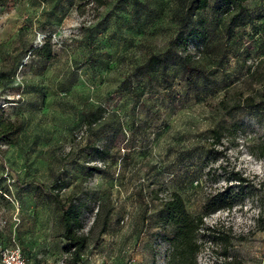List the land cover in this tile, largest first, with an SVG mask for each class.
Listing matches in <instances>:
<instances>
[{"label": "rangeland", "instance_id": "rangeland-1", "mask_svg": "<svg viewBox=\"0 0 264 264\" xmlns=\"http://www.w3.org/2000/svg\"><path fill=\"white\" fill-rule=\"evenodd\" d=\"M188 1L0 6V116L20 125L14 144L0 143V264H167V194L196 215L224 188L237 204L203 219L224 242L199 238L195 263L264 264V0L243 2V21L217 0L187 14ZM200 23L203 44L176 45ZM149 56L164 70L146 81ZM184 58L199 72L191 82ZM58 188L60 204L82 208L77 263L44 195Z\"/></svg>", "mask_w": 264, "mask_h": 264}, {"label": "trees", "instance_id": "trees-1", "mask_svg": "<svg viewBox=\"0 0 264 264\" xmlns=\"http://www.w3.org/2000/svg\"><path fill=\"white\" fill-rule=\"evenodd\" d=\"M8 1L9 0H0V6L6 4ZM244 1L245 0H217L223 11L229 13L236 10V13L232 14L229 20L240 19V21H243L244 14L242 13L243 9L241 5ZM91 2L101 5L103 0H91ZM208 6L209 0H189L185 12L187 14L203 12ZM205 41L206 33L201 23L200 28H189L185 34H179L174 40L176 45H180L183 49H185L189 43L198 42L201 45ZM181 69L187 76V82L192 81V75L199 74L198 70L192 68L185 58L181 60ZM163 70V61L155 56H149L146 64L139 70V75L145 77L146 81H149L151 74ZM241 104L245 109L256 107V104H253V100L250 97L243 99ZM100 112H102V109L97 111V116L92 113L85 115L84 123L90 125L96 122L101 115ZM19 130V123H15L14 121L0 116V143L6 145L14 144V137ZM212 136L215 139L219 137L216 131H212ZM262 149H264V142L261 144L260 150ZM92 170L95 171V168ZM235 179L236 181H242L239 177ZM59 189L60 188L57 190L54 189L55 193L53 195L44 194L43 191H41V193L59 206V221L62 228L61 239L64 241L62 252L68 255L74 263H77L79 261V255L85 247V238L79 234L82 229V208L77 202L71 199L65 204H60L57 194ZM238 201L239 196L237 192L231 193L225 188L217 190L205 197L198 214L190 215L186 212L180 196L176 192H169L166 200L162 202L159 211L161 224L170 227L169 234L165 238L170 247L167 264H196L195 255L199 249V245L197 244L199 238L206 237L208 241L214 244L221 243L222 241L224 242L220 237V232L216 228L203 227V219L217 211L230 210ZM221 264L233 263L223 262Z\"/></svg>", "mask_w": 264, "mask_h": 264}, {"label": "built area", "instance_id": "built-area-1", "mask_svg": "<svg viewBox=\"0 0 264 264\" xmlns=\"http://www.w3.org/2000/svg\"><path fill=\"white\" fill-rule=\"evenodd\" d=\"M1 264H24V263L21 259H19L18 256L4 255ZM104 264H115V263L107 262Z\"/></svg>", "mask_w": 264, "mask_h": 264}]
</instances>
